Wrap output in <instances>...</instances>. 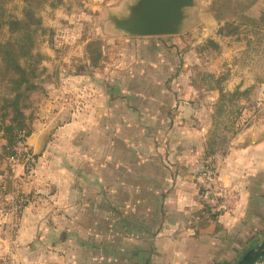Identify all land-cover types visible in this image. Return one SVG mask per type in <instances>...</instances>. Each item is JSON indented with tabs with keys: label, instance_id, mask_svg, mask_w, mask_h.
Masks as SVG:
<instances>
[{
	"label": "rangeland",
	"instance_id": "rangeland-1",
	"mask_svg": "<svg viewBox=\"0 0 264 264\" xmlns=\"http://www.w3.org/2000/svg\"><path fill=\"white\" fill-rule=\"evenodd\" d=\"M194 1L179 35L154 38L114 30L112 17H124L131 0H55L46 5L39 12L43 30L37 45L41 89L26 116L31 130L48 101L53 98L59 107L69 98L75 110L91 113L76 121L85 132L73 142L113 146L115 158L125 161L111 171L99 167L96 173L111 180L115 193L128 185L130 208L150 209L154 230L166 216L183 233L207 222L224 230L216 239L242 250L264 235V207L252 199L249 177L252 161L264 159V152L246 147L264 137V0L246 11L239 39L217 35L219 22L210 12L214 0ZM23 8L22 0H0V42L10 38L6 23L20 20ZM208 41L220 49L207 48ZM90 45L102 52L97 68L92 67ZM238 89L242 95L233 105L221 101L222 94ZM2 93L0 89V108ZM62 136L59 131L45 136L34 144L38 157L27 146V154L15 162L36 175L42 170L40 158L48 165L62 158ZM21 144L9 154L0 130V167L16 156ZM85 154H93L100 164L109 158L103 150Z\"/></svg>",
	"mask_w": 264,
	"mask_h": 264
},
{
	"label": "crops",
	"instance_id": "crops-1",
	"mask_svg": "<svg viewBox=\"0 0 264 264\" xmlns=\"http://www.w3.org/2000/svg\"><path fill=\"white\" fill-rule=\"evenodd\" d=\"M69 101L63 98L59 107L53 98L48 101L25 144L32 156L38 157L34 144L59 131L64 142L59 161L48 165L39 157L42 170L36 175L12 156L0 167V257L9 254L15 264H236L264 236L252 238L251 244L240 250L229 240L216 239L224 230L217 231L207 222L204 227L195 223L183 233L179 227H171L173 218L166 216L154 230L150 209L130 208L133 195L127 193L128 185L115 193L111 180L96 173L99 167L111 171L125 161L115 158L113 146L73 142L85 132V126L76 121L91 113L75 110ZM257 144L246 147L262 154L264 137ZM102 150L109 154L102 164L93 154H85ZM251 168L252 199L264 207V159L252 161ZM21 170L27 172L21 175ZM16 181L27 199L19 222L13 217ZM143 198L147 201L148 195ZM232 209L220 217L225 218ZM242 209L241 204L239 224L243 222ZM164 212L167 214L166 209Z\"/></svg>",
	"mask_w": 264,
	"mask_h": 264
},
{
	"label": "trees",
	"instance_id": "trees-1",
	"mask_svg": "<svg viewBox=\"0 0 264 264\" xmlns=\"http://www.w3.org/2000/svg\"><path fill=\"white\" fill-rule=\"evenodd\" d=\"M22 1L24 4L23 17L20 20L12 19L6 23L10 38L5 43L0 42V60L2 62L0 89L3 90L0 130L5 133L9 154H12L18 143L27 145L30 136L33 134V127L30 130L28 125L29 117L26 116V111L32 109L34 105L33 95L41 89L37 82L42 76L40 73L42 57L37 52L38 39L43 30V22L39 12L55 0ZM259 1L261 0H214L210 12L219 22L217 35L220 38L234 37L239 39L243 32L241 21L246 19V11ZM90 46L92 67L97 68L101 63L102 52L99 54L97 47ZM206 47H212L217 51L220 49L215 41H208ZM240 95L242 92L239 89L230 94L224 93L221 95V101L226 99V103L233 105L234 99ZM7 121L8 124L6 125L5 122ZM214 153L215 151L206 154V156H211Z\"/></svg>",
	"mask_w": 264,
	"mask_h": 264
},
{
	"label": "water",
	"instance_id": "water-1",
	"mask_svg": "<svg viewBox=\"0 0 264 264\" xmlns=\"http://www.w3.org/2000/svg\"><path fill=\"white\" fill-rule=\"evenodd\" d=\"M124 17H112L113 28L133 38L177 36L194 0H131ZM260 140L246 143L257 144ZM236 264H264V236Z\"/></svg>",
	"mask_w": 264,
	"mask_h": 264
},
{
	"label": "built area",
	"instance_id": "built-area-1",
	"mask_svg": "<svg viewBox=\"0 0 264 264\" xmlns=\"http://www.w3.org/2000/svg\"><path fill=\"white\" fill-rule=\"evenodd\" d=\"M28 151L29 149L27 148V146L25 144H21V149L15 151L17 154L16 156L12 157V160L19 161L17 160V157L27 154ZM26 204H27L26 196L21 189L20 183L16 181L14 187V209H13V217L16 221L18 222L20 221V218L26 209ZM0 264H15V263L13 257L9 254H6L0 257Z\"/></svg>",
	"mask_w": 264,
	"mask_h": 264
}]
</instances>
